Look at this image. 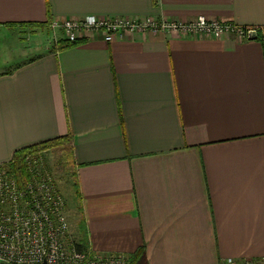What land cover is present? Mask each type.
I'll list each match as a JSON object with an SVG mask.
<instances>
[{
    "label": "crops",
    "instance_id": "crops-1",
    "mask_svg": "<svg viewBox=\"0 0 264 264\" xmlns=\"http://www.w3.org/2000/svg\"><path fill=\"white\" fill-rule=\"evenodd\" d=\"M201 15L256 33H85L60 49L23 25ZM30 27L0 60V166L72 136L79 249L130 262L144 249L148 264L264 256V0H0V39Z\"/></svg>",
    "mask_w": 264,
    "mask_h": 264
},
{
    "label": "built area",
    "instance_id": "built-area-1",
    "mask_svg": "<svg viewBox=\"0 0 264 264\" xmlns=\"http://www.w3.org/2000/svg\"><path fill=\"white\" fill-rule=\"evenodd\" d=\"M55 39L60 34L75 43L81 34H100L112 41L125 32L171 31L219 39L233 35L248 38L251 29L201 15L189 22L158 21L131 17L66 18L47 24ZM39 152L25 156L27 179L19 183L15 174L0 166V263L1 264H131L122 253H98L79 249L67 214V200L53 173L42 172ZM221 264H264L259 258L228 257Z\"/></svg>",
    "mask_w": 264,
    "mask_h": 264
},
{
    "label": "rangeland",
    "instance_id": "rangeland-1",
    "mask_svg": "<svg viewBox=\"0 0 264 264\" xmlns=\"http://www.w3.org/2000/svg\"><path fill=\"white\" fill-rule=\"evenodd\" d=\"M21 29V28H20ZM34 28H28V30H23L22 32H20L18 29L17 30H8L7 31V36L3 37L0 39V60H4L3 58L6 57V54H15L16 45H19L20 47H25V46H29V44L24 43L27 41V39L30 37V32L33 31ZM35 29L39 30V31H43L45 32V35H50V31L49 28L44 27H36ZM58 37L61 38L62 36L60 34H58ZM25 40V41H24ZM11 44V47L9 46ZM22 49V48H21ZM20 49V50H21ZM25 50V49H24ZM23 51V50H22ZM23 59V58H22ZM15 60V61H19ZM39 152L41 155V161H42V172L43 171H49L51 173H53L55 179H56V183L58 185V187L60 188V190L63 192V194L66 197V200L68 201L67 203V207L68 209H72L75 205V207L77 206V199H75V195H74V199L72 198L71 200V192L74 191L75 192V180L73 179V173L72 171H70V165L68 164V162L65 160V157L62 155L61 152L52 150V149H48V150H40V151H36ZM3 168L9 169L12 171L13 166L10 165H5L2 166ZM27 179V178H26Z\"/></svg>",
    "mask_w": 264,
    "mask_h": 264
},
{
    "label": "trees",
    "instance_id": "trees-1",
    "mask_svg": "<svg viewBox=\"0 0 264 264\" xmlns=\"http://www.w3.org/2000/svg\"><path fill=\"white\" fill-rule=\"evenodd\" d=\"M48 23L47 22L46 23H25L23 25L24 26L32 25V26H38V27L44 28V27H47ZM58 43H60V47H59L60 49L66 48L70 45V42H68L65 38H62ZM73 144H74L73 138L70 134L66 136H61L55 139L47 140L45 142L17 150L14 153L12 161L7 165L11 164V166H13L12 172L18 178L19 183L23 184L27 178V172L25 170V165H24L25 156L32 152L52 149V150L62 153V155L65 157V160L70 165V171H73L72 170L74 169L72 165V159L74 156ZM73 175L75 178V186L77 188L78 178H77L75 171H73ZM131 264H148L144 249H140L137 254L135 253V255L132 257Z\"/></svg>",
    "mask_w": 264,
    "mask_h": 264
},
{
    "label": "water",
    "instance_id": "water-1",
    "mask_svg": "<svg viewBox=\"0 0 264 264\" xmlns=\"http://www.w3.org/2000/svg\"><path fill=\"white\" fill-rule=\"evenodd\" d=\"M253 33H256V32H255V31L251 32V33H250V38H254V37L252 36ZM0 264H1V263H0ZM42 264H47V263L44 262V263H42Z\"/></svg>",
    "mask_w": 264,
    "mask_h": 264
}]
</instances>
